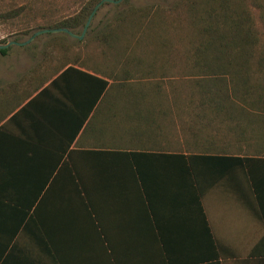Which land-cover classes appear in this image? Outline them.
Wrapping results in <instances>:
<instances>
[{
  "label": "crops",
  "instance_id": "1",
  "mask_svg": "<svg viewBox=\"0 0 264 264\" xmlns=\"http://www.w3.org/2000/svg\"><path fill=\"white\" fill-rule=\"evenodd\" d=\"M41 61L0 62V264H264V146L184 150L174 113L127 134L103 72Z\"/></svg>",
  "mask_w": 264,
  "mask_h": 264
},
{
  "label": "rangeland",
  "instance_id": "2",
  "mask_svg": "<svg viewBox=\"0 0 264 264\" xmlns=\"http://www.w3.org/2000/svg\"><path fill=\"white\" fill-rule=\"evenodd\" d=\"M86 1L0 0V45L12 40L23 42L38 30L53 29ZM131 7H153L152 11L158 10L159 15L151 17V11L144 19H138L112 45L100 42V30ZM17 11L18 15H9ZM83 28L76 33L80 34ZM102 56L106 58L105 68L114 70L119 79L126 76L120 75V68L127 64L130 76L126 84L143 88L157 85L163 89L175 110L174 120H179V128L174 129L170 139L178 140L184 150L227 147L229 151L242 152L248 144L231 131L233 122L228 116H236L242 97L234 93L231 103V99L221 101L216 93L221 85H236L241 92L240 75H247L250 83L245 86L264 84V0L105 2L83 39L62 32L42 33L27 45H10L9 54L0 62L4 69L18 63L26 72L43 59L93 67L94 63H103ZM209 87L213 89L211 94L203 95V88ZM256 97L255 93L248 94V101ZM213 98L218 104H225L221 111Z\"/></svg>",
  "mask_w": 264,
  "mask_h": 264
},
{
  "label": "trees",
  "instance_id": "3",
  "mask_svg": "<svg viewBox=\"0 0 264 264\" xmlns=\"http://www.w3.org/2000/svg\"><path fill=\"white\" fill-rule=\"evenodd\" d=\"M100 1L101 0H87L78 10L74 12L72 16L63 18L61 21H59L57 24L53 25L52 27L53 28L67 27L74 32H78L77 29L85 26L88 17L90 16V14L92 13L94 8ZM152 9L153 7H143L139 9H136L135 7H131L126 10H123L100 30L97 39L101 40L100 42L105 41L108 44L112 45L116 41V39L120 38L121 33L126 31L129 27H131V25H133L135 21H138V19H144L145 17H147L146 15L152 12L154 13L152 14L151 17L159 15L158 10L152 11ZM18 14H19L18 11L9 13V15H18ZM62 48L64 49L63 46ZM8 49L9 48L1 49L0 53L6 54L8 52ZM104 57H106V54L104 55ZM92 58L94 57L91 56L90 59ZM101 59H103V63L102 62L94 63L93 68L95 70H100L106 76L105 80L99 79L100 82H103V86L105 90L106 101H105L104 111L106 112H117L118 110L124 111L126 112L127 119L136 116L144 117L143 118L144 122L142 121L144 123V126L141 127L139 126L137 127L136 130H131L130 128L127 131V134L132 133L135 135H142L144 134L143 130H146L147 126L155 125V128L157 127L158 122H156V120L158 117L160 116L167 117L168 115L175 112L174 108L169 103L170 101L165 98L166 94L164 93L162 88H160L157 85L156 86L147 85L144 86V88L141 85H136V86H133L131 84L128 85L125 82L128 81L127 79L130 76L128 75L130 70L128 69L127 64L122 65V67L120 68V75L121 76L126 75V76L121 77V79H119L114 70H112L111 68H105L106 58H103L102 56ZM50 64L51 63L45 59H43L38 64V69L43 71L41 75L43 74L46 75V73L49 72V69L52 68ZM67 64L61 63V65L57 67L60 66L63 67L64 65ZM240 76L241 77H239V79L243 83V85H241V87L243 88L241 92L238 91L236 85H233V87L229 86V88H226L223 85H221V87H219V91L216 93L217 94L216 96H218V98L221 101H225V102H227L228 100L230 101V99L232 98L231 96L234 93L239 94V97H242V99H240L241 101H239L241 104V108L238 109L236 116H232L230 113L228 114L229 119L233 122L231 131L235 133L234 135L240 141H246L248 143V146L251 145L253 146L254 144L255 145L258 144V146H264V84H262L261 86L259 85L245 86L247 83H250L247 82L246 79L247 75L246 76L240 75ZM107 78L113 80V83L111 85ZM250 79L251 76H248V80ZM232 82L233 84H235L234 80ZM214 85L211 87L214 88ZM211 87L203 88V93L205 91L203 95L205 94L210 95L211 94L210 92L213 90ZM251 93H255L257 97L251 101H248V94ZM101 95L102 94L100 91L99 97ZM112 96L118 98L117 102L108 101L109 99H111ZM213 101H215V105L217 104L216 108L218 109V111H221V109L223 108L222 106L225 104L224 103L218 104L215 98H213ZM231 103H234V100L231 101ZM231 105L234 106V104ZM235 117L236 119H240V120L233 119ZM122 121L123 123H126L127 127H130L129 126L130 120L129 121L122 120ZM155 128L154 129L149 128L146 130V132L149 130L153 131L155 130ZM124 143L125 142L122 140V144ZM128 145H129V139H128ZM253 148H255V146H253ZM259 149L254 150L253 152H261ZM250 151L252 152V150ZM191 152L205 153L206 151H191Z\"/></svg>",
  "mask_w": 264,
  "mask_h": 264
},
{
  "label": "water",
  "instance_id": "4",
  "mask_svg": "<svg viewBox=\"0 0 264 264\" xmlns=\"http://www.w3.org/2000/svg\"><path fill=\"white\" fill-rule=\"evenodd\" d=\"M121 0H101L97 5L96 7L94 8V10L92 11V13L90 14V16L88 17V20L86 21V24L83 28V31L79 34V33H76L72 30H70L69 28L67 27H58V28H53V29H42V30H38L37 32H35L29 39H27L26 41H23V42H19V41H16V40H12V41H9L5 44H1L0 45V49H4V48H8L10 45H13V44H16V45H27L29 43H31L35 38L36 36L42 34V33H47V32H52V33H67L69 34L70 36H72L73 38H77V39H83L86 35V32L89 28V25L94 17V15L96 14L97 10L99 9V7L104 4L105 2H113V3H117Z\"/></svg>",
  "mask_w": 264,
  "mask_h": 264
}]
</instances>
